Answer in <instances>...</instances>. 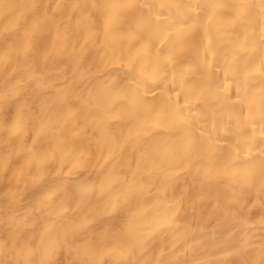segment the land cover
Masks as SVG:
<instances>
[{
    "label": "bare ground",
    "instance_id": "1",
    "mask_svg": "<svg viewBox=\"0 0 264 264\" xmlns=\"http://www.w3.org/2000/svg\"><path fill=\"white\" fill-rule=\"evenodd\" d=\"M0 264H264V0H0Z\"/></svg>",
    "mask_w": 264,
    "mask_h": 264
}]
</instances>
